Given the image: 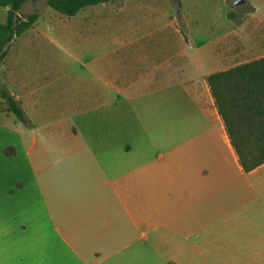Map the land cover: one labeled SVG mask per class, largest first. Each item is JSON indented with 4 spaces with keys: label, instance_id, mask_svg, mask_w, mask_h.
I'll use <instances>...</instances> for the list:
<instances>
[{
    "label": "crops",
    "instance_id": "1",
    "mask_svg": "<svg viewBox=\"0 0 264 264\" xmlns=\"http://www.w3.org/2000/svg\"><path fill=\"white\" fill-rule=\"evenodd\" d=\"M166 16L113 69L108 46L62 63L39 17L12 43L0 96L27 123L0 111V264H264V165L242 171L208 85L244 25L194 46Z\"/></svg>",
    "mask_w": 264,
    "mask_h": 264
},
{
    "label": "rangeland",
    "instance_id": "2",
    "mask_svg": "<svg viewBox=\"0 0 264 264\" xmlns=\"http://www.w3.org/2000/svg\"><path fill=\"white\" fill-rule=\"evenodd\" d=\"M235 1L112 0L108 3L86 8L77 16L69 18L59 15L50 8L47 5V0H39L35 3H26L21 16L26 18L32 14L38 15L39 27L47 32L49 39L53 40L51 42L65 48L60 52H55L62 63L68 65L74 61V57L82 62L99 58L105 53L104 46H108L110 53L106 61L110 69L116 68L117 64V57L114 52H111L112 48L116 47L119 42L134 39L133 33L129 32L164 28L169 23L167 14L175 22L174 30L179 29L184 35L191 34L190 29L194 31V36L190 38L194 46L209 45L213 40L220 37L225 29V23L228 22L226 17H231L234 24L239 25V27L244 25V28H240L243 31H239L236 46L221 47V72H224L264 58V16L255 17V20L252 19L253 6L246 0L243 5L235 6ZM252 2L254 3V0ZM7 14L6 9L0 8L1 24L6 23ZM184 18L188 19L189 27H187ZM167 31L172 34L173 28L167 29ZM139 34L143 35L142 33ZM228 49H231L230 53ZM7 108L8 100L0 96V111ZM12 118H14L13 123L16 119L13 116ZM9 122L0 113V123L9 124ZM122 124L132 127L135 124L134 118L126 115ZM192 129L188 128V130ZM235 171L240 174L237 165ZM237 186L240 189V182ZM244 203L245 198L242 195L221 196V204Z\"/></svg>",
    "mask_w": 264,
    "mask_h": 264
},
{
    "label": "trees",
    "instance_id": "3",
    "mask_svg": "<svg viewBox=\"0 0 264 264\" xmlns=\"http://www.w3.org/2000/svg\"><path fill=\"white\" fill-rule=\"evenodd\" d=\"M39 0H0V8L9 9L6 23H0V65L12 43L28 32L38 21V15L19 16L28 2ZM112 0H47V5L64 17H75L82 10ZM208 85L238 163L244 173L264 165V58L216 73ZM4 98L9 95L1 91ZM8 111L22 123H27L15 100L8 101ZM14 153L13 149L6 150Z\"/></svg>",
    "mask_w": 264,
    "mask_h": 264
},
{
    "label": "water",
    "instance_id": "4",
    "mask_svg": "<svg viewBox=\"0 0 264 264\" xmlns=\"http://www.w3.org/2000/svg\"><path fill=\"white\" fill-rule=\"evenodd\" d=\"M245 3V0H236L235 2H234V5L235 6H240V5H243Z\"/></svg>",
    "mask_w": 264,
    "mask_h": 264
}]
</instances>
